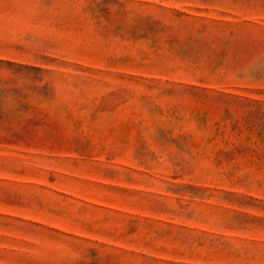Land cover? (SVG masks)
Returning <instances> with one entry per match:
<instances>
[{
  "label": "rangeland",
  "instance_id": "obj_1",
  "mask_svg": "<svg viewBox=\"0 0 264 264\" xmlns=\"http://www.w3.org/2000/svg\"><path fill=\"white\" fill-rule=\"evenodd\" d=\"M0 264H264V0H0Z\"/></svg>",
  "mask_w": 264,
  "mask_h": 264
}]
</instances>
